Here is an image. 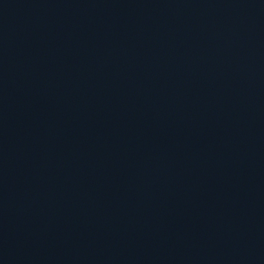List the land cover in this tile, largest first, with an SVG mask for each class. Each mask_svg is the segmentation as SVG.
<instances>
[{
    "label": "water",
    "instance_id": "95a60500",
    "mask_svg": "<svg viewBox=\"0 0 264 264\" xmlns=\"http://www.w3.org/2000/svg\"><path fill=\"white\" fill-rule=\"evenodd\" d=\"M0 264H264V0H0Z\"/></svg>",
    "mask_w": 264,
    "mask_h": 264
}]
</instances>
